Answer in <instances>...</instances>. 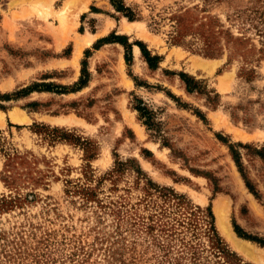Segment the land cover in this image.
<instances>
[{
  "label": "rangeland",
  "instance_id": "obj_1",
  "mask_svg": "<svg viewBox=\"0 0 264 264\" xmlns=\"http://www.w3.org/2000/svg\"><path fill=\"white\" fill-rule=\"evenodd\" d=\"M67 1L0 0V264H264V0Z\"/></svg>",
  "mask_w": 264,
  "mask_h": 264
},
{
  "label": "bare ground",
  "instance_id": "obj_2",
  "mask_svg": "<svg viewBox=\"0 0 264 264\" xmlns=\"http://www.w3.org/2000/svg\"><path fill=\"white\" fill-rule=\"evenodd\" d=\"M66 1H67V0H66ZM70 1H71V0H68V1H67L68 6H67L66 8L64 7V11H65V13H66V10H68V9L70 8L69 5H70V3L72 2V1H71V2H70ZM73 1H75V0H73ZM78 1H79V0H78ZM73 3H74V2H73ZM71 4H72V3H71ZM86 4H87V3H86ZM65 5H66V4H65ZM83 5H85V3H83ZM84 7H85V6H84ZM84 7H83V8H84ZM59 11H60L59 13L57 12V13L60 15L59 18H61V19L64 20V17H63L64 13H63V15H62V14H61V10H59ZM64 11H63V12H64ZM57 16H58V15H57ZM61 19H60V20H61ZM63 20H62V21H63ZM127 20H128V19H127ZM64 21H65V20H64ZM131 22H133V21H128V23H126V24L124 25V28H126V29L128 28V30H130V28H131V27H130V23H131ZM134 23H135V22H134ZM133 25H134V24H133ZM129 27H130V28H129ZM88 36L91 37V35H88V34H87V35L85 36V38H88ZM88 39H92V38H88ZM88 39H86V41H89ZM78 41H79V40L76 41V43H78V45L75 44V46H76V45L78 46V47H77V50H75V51H76V55H75V52H74V55H75L76 57H78V54H80V48H79V47H80V45L85 41V39L83 40V42L80 40L82 43H81L80 41H79V42H80V43H79ZM85 43H86V42H85ZM86 45H87V44H86ZM135 45H136V44H135ZM83 46H84V45H83ZM75 49H76V48H75ZM81 49H82V45H81ZM135 49H136L137 51H139L138 46H135ZM136 50H135V51H136ZM137 51H136V52H137ZM76 57H74L75 60H76ZM74 58H73V59H74ZM73 59H72V60H73ZM75 62H76V61H75ZM75 62H72V63L74 64ZM75 64H77V62H76ZM127 79H128V78H127ZM130 81H131V80H130ZM12 109H13V108H12ZM21 112H23V110H22V111L20 110V113H17V111H15V110L12 112V114H11L10 112H9V113L12 115V119L15 120V122H16V121H19V122H20V121L24 120V118H25V116L22 115ZM52 118H53V117H52ZM48 119H49V118H48ZM50 119H51V118H50ZM55 119H56V118H55ZM60 119H61V117H60ZM62 119H63V118H62ZM72 119H73V118H72ZM57 120H58V121H57ZM57 120H56V121H57V123H58V122H59L58 117H57ZM67 120H68V119H67ZM53 121H54V120H53ZM63 121H64V119H63ZM1 122H3V114H2V112H0V124H1ZM54 122H55V121H54ZM60 122L63 123L62 121H60ZM60 122H59V123H60ZM17 123H18V122H17ZM20 123H21V122H20ZM249 196H250V195H249ZM222 197H223V196H222ZM250 197H251V196H250ZM251 199H252V198H251ZM216 200H217V201H216ZM216 200H215L216 202H215V205H214V211H215V215H216V219H217V224H218V226H219V227L222 229V231L225 232V233H226V230L228 229V230H227L228 232L226 233V237H229V239L235 244L236 248L238 247V248H240V249H244V253H245V255H250V252L252 251L251 249H252L253 247H252V248H250V247H248V248H247V247H243L244 245L249 246V245H247V244L244 243V242H246V241H243V245H242V242H241V241H240L241 243H240L239 241H236V240H238V238L235 237L236 240L233 238L235 235H233L234 232H233V234L231 233L232 231H231V229H230V227H229L230 224L228 225V222H227V225L225 224L226 221H227V219H228V216L225 215V209H227V208H225L226 206L224 205V203L222 202V200H220V199L218 200L217 198H216ZM228 200H229V199H228ZM229 201H230V200H229ZM229 201L227 202L228 204H229ZM224 202H225V200H224ZM225 204H226V203H225ZM228 210H229V209H228ZM228 210H226V211H228ZM226 213H227V212H226ZM225 216H227V219L225 218ZM224 219H226V221H225ZM219 227H218V228H219ZM225 229H226V230H225ZM230 231H231V232H230ZM230 233H231V234H230ZM231 235H233V236L231 237ZM238 242H239L240 244H239ZM247 242H248V241H247ZM250 246H251V245H250ZM254 246H255V245H254ZM255 249H256V247H255ZM260 250H261V249H260ZM242 251H243V250H242ZM253 252H254V250H253ZM253 252H252V253H253ZM255 252H256V250H255ZM246 253H247V254H246ZM248 253H249V254H248ZM257 253H258V251H257ZM250 256L252 257V255H250ZM254 256H255V255H254ZM254 256H253V257H254ZM262 256H264V254H262ZM251 257H250V258H251ZM253 257H252V258H253ZM258 259H259V256H258ZM255 260H256V259H255Z\"/></svg>",
  "mask_w": 264,
  "mask_h": 264
},
{
  "label": "trees",
  "instance_id": "obj_3",
  "mask_svg": "<svg viewBox=\"0 0 264 264\" xmlns=\"http://www.w3.org/2000/svg\"><path fill=\"white\" fill-rule=\"evenodd\" d=\"M115 40L121 42L122 44L125 45L126 47V55L125 58L127 61H129L131 59V52H130V48L132 46L131 43H129L127 41V37L126 36H114ZM139 47L141 48V51L147 61V63L149 64L150 67L155 66L157 60H158V56L157 55H153L151 54L150 51L144 49L142 47V44L140 42H136ZM181 77L183 78V80L185 81L187 87L190 89L191 88V84H190V80L187 76H185V74L181 73ZM136 109L139 111V118L143 119L144 122L149 126H154L156 125V123L154 122V111L152 109H150L147 105L143 104V101L138 99V104L137 106H135ZM149 183V182H148Z\"/></svg>",
  "mask_w": 264,
  "mask_h": 264
}]
</instances>
